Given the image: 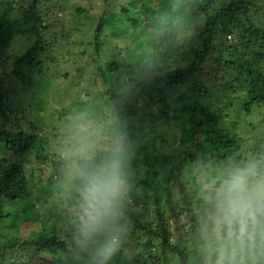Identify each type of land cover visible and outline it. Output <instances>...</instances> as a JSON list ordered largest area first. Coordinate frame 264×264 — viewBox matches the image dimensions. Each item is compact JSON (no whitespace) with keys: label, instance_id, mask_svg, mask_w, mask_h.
<instances>
[{"label":"trees","instance_id":"1","mask_svg":"<svg viewBox=\"0 0 264 264\" xmlns=\"http://www.w3.org/2000/svg\"><path fill=\"white\" fill-rule=\"evenodd\" d=\"M59 1L26 0L28 5L22 8L23 4L12 2L15 12L8 15L5 11L0 16V66L9 68V73L0 71V143L6 150L0 157V221L10 216L7 206L11 203H16L20 222L40 221L37 204L40 193L48 189H56L57 202L64 198L70 202L51 215L49 226L43 225L29 237L0 238V264H6L9 256L20 260L13 259L11 264H29L32 258L40 260L45 254L44 264H100L104 245L114 238L109 230L120 227L125 228V234L106 264H122L124 248L131 240L140 246L146 263L153 258L165 262L162 253L174 256L177 264H216L219 254L210 226L212 206L211 202L205 205L197 194L206 184L198 175L220 165L226 157H231L238 169L264 162V134L253 138L245 163L238 153L243 141L235 130L239 124L226 125L224 115L206 104V96H212L216 86L219 93L238 94L239 102L231 100L230 104L238 103V109L246 114L264 109V18L259 25L253 22L259 19L255 14L263 12V6L255 0H103L107 6L96 16L77 18L76 22H91L92 28L77 27L72 33L68 26L60 25L63 46H71L59 51L64 59H71L81 70L83 59L90 58L96 67L94 73L108 85L101 114L104 119L111 117L112 123L103 128L121 140V160L116 164L123 173L121 180L139 189L121 196L115 214L96 225L86 238L84 232L91 222L81 208V189L93 168L113 167L108 150L81 146L75 137L57 142L59 150L67 148L79 170L65 196L62 169L67 158L54 151L57 144L50 150V142L39 133L36 113L29 120L24 114L16 116L17 124L9 118L16 112L9 105L7 79L13 77V83H22L28 72H41L46 54H50L47 63H58L52 50L58 51L54 45L59 17L46 14L63 11L71 2L62 0L58 5ZM42 5L45 10H41ZM187 15L202 21L200 25L197 22L192 35L196 44L189 49L192 36L182 31L181 24ZM18 38L32 39V43L21 54L7 53ZM117 38H133L137 55L131 57L130 46L120 47L114 40ZM108 60L117 64L111 67ZM81 93L78 91V96ZM85 94L90 95L89 91ZM43 103L40 99V105ZM78 103L71 102L70 107ZM67 111L61 109L57 120L63 122ZM178 117L185 120L178 144L161 148L166 142L165 130L173 128L171 124ZM67 132H63L64 137ZM56 134L62 139L59 131ZM31 149L36 151L34 160L51 168L45 182L33 181L20 161L31 157ZM193 164L202 167L189 182L184 174ZM178 220L184 222L179 227L171 225ZM198 230L205 232L202 238H196ZM29 243L36 249L23 253L22 247ZM25 255L29 259H24ZM226 255L225 264H264V229L258 230L254 240L234 251L229 249Z\"/></svg>","mask_w":264,"mask_h":264},{"label":"rangeland","instance_id":"2","mask_svg":"<svg viewBox=\"0 0 264 264\" xmlns=\"http://www.w3.org/2000/svg\"><path fill=\"white\" fill-rule=\"evenodd\" d=\"M47 1L51 3L53 0ZM255 1L257 4L263 6L264 12V0ZM12 2L18 3L19 5L23 4L21 8L27 7L28 5L26 0H7L2 4L0 3V16L5 11V13L8 15L9 13L11 14L15 12V9H13L12 7ZM57 4L62 5L63 1L61 0ZM105 4L106 2L104 3L103 0H71L69 5H67V8L63 9V11L53 10L51 11V13H47L46 16H53L55 18L59 17V20L57 19L55 21L59 25V29H57L59 30V32H57L58 34L63 31L60 27L61 24L63 26H68V29H70V31L73 33V31L77 27L85 29L92 28V23L89 21L79 22L78 20V22H76L78 16L90 15L94 17L98 14V12L102 11L107 6ZM77 7H85L86 9L84 8L85 10L79 12L78 10H76ZM41 10H45V8H43V5L41 7ZM263 12L259 11L257 14H255V16H259V19H254L253 22L255 24H260L259 22H261V19L264 18ZM197 22H199L200 25V22L202 21L198 20ZM197 22L192 20L190 16H185L184 20L181 22L183 26L182 31H184L188 36L194 35L197 31ZM71 32L70 34H72ZM61 36L62 35L60 34L57 35V39L55 42L56 44L54 43V46L57 47L58 51L52 50L54 53L53 57L58 60L57 64L47 63L46 61L49 58L50 54H46L44 60L45 66L44 69L41 70V72H28L25 81L22 83H13V77H9L7 79L6 85L8 86L10 93L9 105L14 108V112H16L10 114L9 118L13 124H17L15 121L16 116L19 117L21 114H24L27 117V120H29V118H32V116H34L36 113V119L38 121L39 127L41 128V130H39V133L45 139H47L48 142H50V150L54 148V145L57 144L58 141L60 142L61 140L65 142L67 139L75 137L77 140H80V142H78L81 146H87L94 150L99 148L108 150L106 151V155L109 156L108 161L110 162V164L112 163L113 166H116V164L121 160L122 155L120 153L122 149L121 140L119 137L113 138L112 136H109V134L104 131V124L106 125L112 123V118L107 117V119H104L102 118L103 116L101 114L103 109V101L106 98L103 92L107 90L108 85H104V83L102 82L103 79L100 74L96 75V73H94L96 72V67L92 63L90 58L83 59V62L80 65L81 70L77 69L78 64L73 62L71 59H64V57L61 55V52H64L67 49H71V46L67 47L65 45L64 47ZM118 36L120 37L121 35ZM191 38L192 39L187 43L188 49L196 44L195 36H192ZM114 40L122 48H127L130 46L129 54L131 57L137 55V50L133 47V38H129L127 41H125V39L123 38H117ZM31 43L32 39L18 38L9 48H7L6 52L11 54L15 52L16 54H21V52H23L29 45H31ZM145 49H147V47H145ZM58 52L59 54H57ZM67 57L68 56L66 55V58ZM108 61H110L109 65H111V67H114L117 64L116 61ZM5 69L0 66V71L3 72L5 70L9 73V68L6 67ZM67 73L69 74L67 75ZM54 74H57V76H53ZM216 88L218 87L215 86V88L212 90V96H206V104L211 108H216L222 113V115H224V121L226 125L232 126L237 121L239 126L238 128L234 129L237 130V132L243 139L240 144L242 145V147L238 153L241 152V159L246 163L247 157H250L249 148L252 146V143L254 141L253 138L259 134H264V109H256L253 110L252 113L246 114L242 112V110L238 109V103L237 105L230 104L231 100H233V104L239 102V97H237L238 94L228 91H221V93H219L217 92ZM78 91L82 92L79 96ZM86 91H89V96H86ZM40 99H43L44 101L43 106L42 104L40 105ZM75 101H78L79 103L76 104L75 107H70V103ZM81 101L85 102L82 104L80 103ZM61 109L68 110L67 115L63 117V122L57 120L59 118L58 116ZM24 110L25 112H23ZM48 114L49 117H46ZM184 121V119L179 117L176 121H172L173 124L171 125H173V128L165 130L166 132L164 134V137L166 139V142L162 143V147L160 146L161 148L171 149L176 147L179 140L180 130L185 125ZM58 131L60 132L62 139L57 137L56 133H58ZM64 131H69L67 132L68 134L65 137L63 135ZM59 148V144L55 145L54 151H60L59 153H61L63 157L67 158V165L63 167L64 169H62L64 170L65 177L63 182V188L65 191L64 195L67 196L68 194L66 192L69 191V188L71 187L70 184L72 183V176L79 173V170L70 160L67 148L63 147L60 150ZM86 148L83 151H86ZM5 151L6 150L4 145L0 143V157H4L6 155ZM30 151L31 157L21 159L20 161L26 167L28 175L33 177V181L36 182L42 180L45 182V177L47 178L51 175V168L47 163H40L34 160L33 152L36 151L34 149H31ZM258 165L261 172H263L264 162H261ZM201 167L194 164L191 165L188 171L184 174V180L188 179V181L190 182L191 177L197 174L198 168L201 169ZM238 168L239 166H237V164L234 165L231 157H226L222 161V163H220V165H213L210 168V171H204L203 173L198 175L199 181L204 180L206 182L204 187L200 188V191H198L197 193L198 196L203 201H205V205L210 203V194L215 190V188L224 179L229 177L234 169ZM119 174L120 176L123 175L121 170H119ZM129 190H133L134 192H136L139 189L135 188V186L132 188L131 184L123 182L121 196L127 195ZM47 191L49 192L45 191L46 193H40V201L37 204V210L41 215L40 221L26 223L20 222L18 220V217H16L20 214L18 208L14 209L15 207H17L15 205L16 203L8 204L7 209L10 213V216L0 221V238L8 239L11 236L18 235L19 237H21V239H25L35 232L39 231L43 225L49 226L51 224V215L57 213L60 209L65 208V202H70V200L64 198L60 202H57L54 198L56 189H48ZM198 210L199 208L195 209L196 212ZM183 222L184 221L181 220L173 221L171 225L174 227H179ZM109 234L116 239H121L125 234V228L120 227L111 229L109 230ZM204 235L205 232L203 230H198L196 238H202ZM139 247L140 246H138L134 240H131L130 245L124 248V260L122 261V264H177L176 258L174 256L162 253H160V256H164L165 258H167L165 262H163L162 260H154L153 258V260L149 261L150 263H146L143 261L144 258H142L140 254ZM31 249H36V245L34 243H29L23 246L21 250L23 251V253H28ZM200 249L201 252L202 247ZM152 251L157 254V249H154ZM97 253L98 251L94 252V254ZM42 257L44 258L48 256L45 254ZM39 258L40 257H34L32 258V262L28 263L44 264L43 258H41L40 260ZM115 258L119 259L118 255L115 256ZM226 258H229V256L226 255ZM13 259H15L16 262L20 261L19 258H13L9 256L7 258V263L9 264L10 262L11 264L13 262ZM24 259H29V257L27 256ZM172 259H174V261Z\"/></svg>","mask_w":264,"mask_h":264},{"label":"clouds","instance_id":"3","mask_svg":"<svg viewBox=\"0 0 264 264\" xmlns=\"http://www.w3.org/2000/svg\"><path fill=\"white\" fill-rule=\"evenodd\" d=\"M123 181L118 168L103 165L93 168L81 189V208L91 226L84 232L90 238L106 218L115 214L122 194ZM210 226L218 244L216 264H225V255L254 240L264 229V172L256 162L234 170L210 194ZM119 240L112 238L103 248V259L116 250Z\"/></svg>","mask_w":264,"mask_h":264}]
</instances>
